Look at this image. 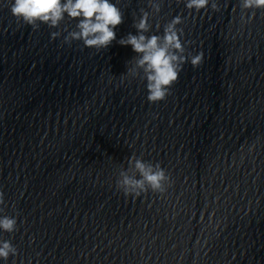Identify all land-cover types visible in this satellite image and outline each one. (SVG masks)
Instances as JSON below:
<instances>
[{"label": "water", "instance_id": "water-1", "mask_svg": "<svg viewBox=\"0 0 264 264\" xmlns=\"http://www.w3.org/2000/svg\"><path fill=\"white\" fill-rule=\"evenodd\" d=\"M11 2L0 0V216L17 228L0 241L17 255L0 264H264V9L162 0L146 35L180 15L185 55L203 60L149 103L124 75L136 54L117 43L148 0H110L124 21L99 50L63 42L75 21L57 39L18 23ZM133 154L165 169L164 193L117 189Z\"/></svg>", "mask_w": 264, "mask_h": 264}, {"label": "clouds", "instance_id": "clouds-1", "mask_svg": "<svg viewBox=\"0 0 264 264\" xmlns=\"http://www.w3.org/2000/svg\"><path fill=\"white\" fill-rule=\"evenodd\" d=\"M210 0H184L185 8L200 11L209 6ZM242 10L264 9V0H240ZM147 7L139 10V18L133 16L132 27L136 34L129 33L117 41L120 46H130L136 54L128 62L126 74L139 78L146 84L147 101H164L170 94V88L177 81L183 65L190 61L195 68L203 60V53L185 55L183 31L178 27L182 23L180 15L163 25L162 35H146L152 25L150 20L159 15L162 0H148ZM213 11H218L216 2L211 3ZM10 15L18 22L33 28L46 25L49 29H58L50 33L52 39L62 35L60 26L65 19L75 21L72 30L67 32L63 42L71 45L79 41L86 48L106 49L116 39L114 29L123 23L124 13L110 0H12ZM161 27H157L159 32ZM131 65V66H129ZM122 75V76H124ZM127 168L118 173L115 185L125 195L139 196L151 191L164 193L165 185L170 182L169 175L159 163L145 161L143 156L133 154L127 159ZM139 177V178H137ZM0 192V204H3ZM17 228L15 217L0 216V231L13 233ZM17 249L10 241H0V260L7 261L15 257Z\"/></svg>", "mask_w": 264, "mask_h": 264}]
</instances>
